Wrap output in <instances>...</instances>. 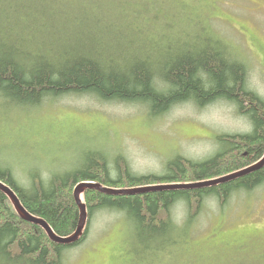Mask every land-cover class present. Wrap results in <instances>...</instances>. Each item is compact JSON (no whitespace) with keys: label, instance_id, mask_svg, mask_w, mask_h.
<instances>
[{"label":"trees","instance_id":"trees-1","mask_svg":"<svg viewBox=\"0 0 264 264\" xmlns=\"http://www.w3.org/2000/svg\"><path fill=\"white\" fill-rule=\"evenodd\" d=\"M177 4L0 0L2 113H26L70 94L139 104L151 119L177 104L191 102L202 108L225 100L250 123L249 132L218 135L221 145L207 158L176 154L153 172L133 171L123 155L112 160L96 148H85L75 166L48 176L41 173L39 159L22 163V177L0 162V181L13 190L25 211L45 220L56 235L65 237L76 230L79 210L73 192L82 181L113 189L201 183L240 170L264 154V97L248 85L246 63L230 45L213 35L195 42L148 37L159 22L162 33H172L170 23L180 15L170 23L168 16ZM259 185H264V166L231 181L192 188L107 194L88 187L80 194L86 225L72 245L54 242L42 226L24 220L0 189V264H64V252L85 238L89 220L100 210L123 214L140 257H174L187 244L207 196L224 206L233 192H250ZM180 202L186 206L183 215L175 213Z\"/></svg>","mask_w":264,"mask_h":264},{"label":"rangeland","instance_id":"rangeland-1","mask_svg":"<svg viewBox=\"0 0 264 264\" xmlns=\"http://www.w3.org/2000/svg\"><path fill=\"white\" fill-rule=\"evenodd\" d=\"M172 1L179 7L170 9L169 23L180 15L170 23L172 33H162L159 22L148 37L191 42L218 37L246 63L248 85L264 97V0ZM3 111L0 162L10 164L18 177L24 174L22 163L32 159L40 160L44 176L73 167L85 148L104 151L112 160L121 154L139 173L159 171L176 154L204 159L221 145L218 135L251 129L249 120L225 100L202 108L191 102L177 104L154 119L139 104L73 94L26 113ZM177 210L183 215L186 206L177 203ZM125 219L114 211H97L85 238L64 252V264H264V185L233 192L224 206L207 196L187 244L174 257L166 253L140 257Z\"/></svg>","mask_w":264,"mask_h":264},{"label":"water","instance_id":"water-1","mask_svg":"<svg viewBox=\"0 0 264 264\" xmlns=\"http://www.w3.org/2000/svg\"><path fill=\"white\" fill-rule=\"evenodd\" d=\"M264 166V154L260 159H258L256 162L240 169L235 172H232L230 174L211 179L206 182H201V183H182V184H159V185H153L151 187H140V188H134V189H113V188H108L104 187L99 183H92L88 181H82L77 184V186L74 188V199L77 204L78 210H79V216H78V223L76 230L73 234L69 236H58L56 235L51 227L47 224V222L43 219L37 218L34 215L28 213L27 211L24 210V208L21 206L17 196L13 192V190L7 186L5 183L0 181V189L6 193L12 203L14 204L15 208L19 212L20 216L31 223L38 224L42 226L47 234L49 235L50 239L53 240L54 242H57L59 244H64V245H71L75 242L78 241L79 237L82 235L83 230L86 225L87 221V213H86V207L85 204L82 202L80 198V194L83 191V189L92 187L100 190L101 192L107 193V194H134L142 191H147V190H157V189H162V188H192V187H199V186H208V185H215L217 183H223L227 181H231L234 179H237L239 177L245 176L247 174H250Z\"/></svg>","mask_w":264,"mask_h":264}]
</instances>
